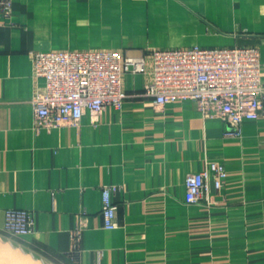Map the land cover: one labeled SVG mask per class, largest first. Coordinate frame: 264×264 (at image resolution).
Here are the masks:
<instances>
[{"label": "crops", "instance_id": "obj_1", "mask_svg": "<svg viewBox=\"0 0 264 264\" xmlns=\"http://www.w3.org/2000/svg\"><path fill=\"white\" fill-rule=\"evenodd\" d=\"M0 9V239L45 264H264V120L241 138L192 102L157 110L149 75H128L123 107L79 127L34 130L30 52L255 47L264 87V0H9ZM225 165L228 179L186 203L190 172ZM118 227L104 229L102 187ZM8 210L33 213V232L4 230ZM78 233L75 236V233Z\"/></svg>", "mask_w": 264, "mask_h": 264}, {"label": "built area", "instance_id": "obj_2", "mask_svg": "<svg viewBox=\"0 0 264 264\" xmlns=\"http://www.w3.org/2000/svg\"><path fill=\"white\" fill-rule=\"evenodd\" d=\"M3 16L11 2L0 0ZM34 77L45 79L31 100L34 130L78 128L85 113L98 116L107 108L121 109L128 95V75H149L144 95L157 110L176 103L192 102L208 119L219 118L232 128L227 135L241 138L245 122L264 120V87L260 50L255 47L153 50L149 56H131L118 50L30 52ZM149 61V62H148ZM223 189L228 173L224 164L190 172L185 178L186 203L196 205L208 198L209 180ZM117 186L102 187L104 229L118 227L114 195ZM35 218L27 210H8L4 230L13 237L33 232ZM78 233H75L77 236Z\"/></svg>", "mask_w": 264, "mask_h": 264}, {"label": "water", "instance_id": "obj_3", "mask_svg": "<svg viewBox=\"0 0 264 264\" xmlns=\"http://www.w3.org/2000/svg\"><path fill=\"white\" fill-rule=\"evenodd\" d=\"M0 264H45L32 255L0 239Z\"/></svg>", "mask_w": 264, "mask_h": 264}]
</instances>
